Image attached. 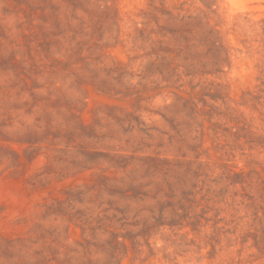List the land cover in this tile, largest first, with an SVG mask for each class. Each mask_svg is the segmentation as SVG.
<instances>
[{
    "label": "rangeland",
    "instance_id": "obj_1",
    "mask_svg": "<svg viewBox=\"0 0 264 264\" xmlns=\"http://www.w3.org/2000/svg\"><path fill=\"white\" fill-rule=\"evenodd\" d=\"M0 264H264V0H0Z\"/></svg>",
    "mask_w": 264,
    "mask_h": 264
}]
</instances>
